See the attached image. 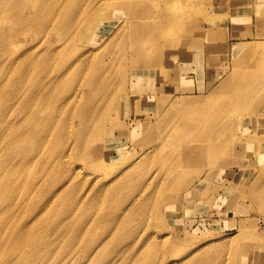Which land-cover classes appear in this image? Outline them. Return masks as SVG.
Listing matches in <instances>:
<instances>
[{
    "label": "rangeland",
    "instance_id": "1",
    "mask_svg": "<svg viewBox=\"0 0 264 264\" xmlns=\"http://www.w3.org/2000/svg\"><path fill=\"white\" fill-rule=\"evenodd\" d=\"M105 2L0 0V264H264V0Z\"/></svg>",
    "mask_w": 264,
    "mask_h": 264
},
{
    "label": "bare ground",
    "instance_id": "2",
    "mask_svg": "<svg viewBox=\"0 0 264 264\" xmlns=\"http://www.w3.org/2000/svg\"><path fill=\"white\" fill-rule=\"evenodd\" d=\"M73 1L78 2L79 0H73ZM111 1L112 0H106V2L103 3V8H105V9L116 8V5H112L110 3ZM127 1L132 2L133 0H127ZM93 3L94 2H90V3L86 4L85 7L82 10L83 13H80V15L77 14L76 9L73 10V18H72V22H71V24H72L71 28L73 27L74 29H76L75 30L76 34H81V33L84 32L83 34H85V36H87V39L89 38V31L91 29H90V26H89V28L86 27L85 22L87 20H89V21L92 20V17H90L92 15L90 13H91V11L93 9ZM90 8H91V11H89ZM126 17H127V21L130 22L131 24H133L135 19L138 17V13L136 11H132ZM183 19H186V17H183ZM158 26H159V24H157L155 27L157 28ZM139 28L142 30V32H143V30H146L143 25L139 26ZM44 31H45V29L42 30V32H44ZM176 31L177 30H176L175 26H169L168 27V31L166 32V34H172V33H175ZM160 34L161 35H165L163 32H161ZM248 47H250V45ZM251 48H253V46ZM262 78L264 79L263 76H262ZM248 82H249V84H247ZM236 83H237V85H236L237 91L241 90L243 92L244 90H247L249 88V85L251 87L254 82L251 81V80H248V81H245V82H240L239 80H237ZM257 86H258V83H257ZM237 91L234 93L235 97H237V95H239V93H237ZM213 127H214V125L211 126V130L210 131L204 133L203 140L202 141L199 140V143H197V144H202V145L206 146V150H210V149L214 150V148L217 147V145L214 143V141H212V139L210 137ZM248 135L249 134L245 133V135H244L245 141H243V145L246 146V147H249V149L252 150L253 143H255V142H253V138H251L252 136H250V135L248 136ZM254 137H255L256 140L262 141L259 137H257V136H254ZM147 153H148V151H145L143 153L142 157H144ZM3 183L5 185V189L7 190V178H6V180ZM2 197H5V196H2ZM9 200L10 199L7 198V203L9 202ZM3 233H4L3 229L0 228V242H6L7 243V235L5 237H2Z\"/></svg>",
    "mask_w": 264,
    "mask_h": 264
}]
</instances>
